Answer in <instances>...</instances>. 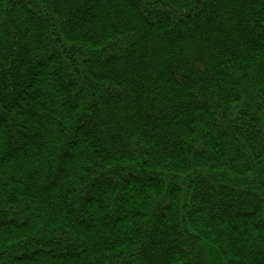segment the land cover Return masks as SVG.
I'll return each instance as SVG.
<instances>
[{
  "label": "trees",
  "instance_id": "trees-1",
  "mask_svg": "<svg viewBox=\"0 0 264 264\" xmlns=\"http://www.w3.org/2000/svg\"><path fill=\"white\" fill-rule=\"evenodd\" d=\"M264 264V0H0V264Z\"/></svg>",
  "mask_w": 264,
  "mask_h": 264
},
{
  "label": "rangeland",
  "instance_id": "rangeland-1",
  "mask_svg": "<svg viewBox=\"0 0 264 264\" xmlns=\"http://www.w3.org/2000/svg\"><path fill=\"white\" fill-rule=\"evenodd\" d=\"M207 250H208L207 253H208L210 264H223L219 256V253L215 248H213L212 246H209Z\"/></svg>",
  "mask_w": 264,
  "mask_h": 264
}]
</instances>
